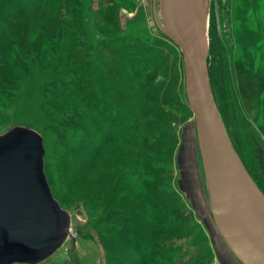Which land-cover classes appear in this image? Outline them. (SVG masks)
I'll return each mask as SVG.
<instances>
[{
	"label": "rangeland",
	"instance_id": "1",
	"mask_svg": "<svg viewBox=\"0 0 264 264\" xmlns=\"http://www.w3.org/2000/svg\"><path fill=\"white\" fill-rule=\"evenodd\" d=\"M11 2L16 9H0V134L22 126L41 136L51 194L70 217L67 239L40 264H108L113 257L131 264L137 254L122 251L115 227L122 216L114 204L126 196L141 202L135 216L157 229L146 264L159 256L165 264H217L209 237L220 235L182 57L156 27L153 0ZM205 4L215 94L229 104L228 133L264 193V0ZM103 95L114 104L107 113L92 105ZM75 117L78 127L70 124ZM107 137L113 142L98 146L97 158L81 161L87 169L68 177L63 151Z\"/></svg>",
	"mask_w": 264,
	"mask_h": 264
},
{
	"label": "water",
	"instance_id": "2",
	"mask_svg": "<svg viewBox=\"0 0 264 264\" xmlns=\"http://www.w3.org/2000/svg\"><path fill=\"white\" fill-rule=\"evenodd\" d=\"M155 1L156 27L182 57L216 229L240 264H264V195L241 162L212 94L201 0ZM43 156L36 131L16 126L0 134V264H40L69 235L70 217L51 194Z\"/></svg>",
	"mask_w": 264,
	"mask_h": 264
},
{
	"label": "trees",
	"instance_id": "3",
	"mask_svg": "<svg viewBox=\"0 0 264 264\" xmlns=\"http://www.w3.org/2000/svg\"><path fill=\"white\" fill-rule=\"evenodd\" d=\"M2 1H3V3L0 5V9H4L7 6H8L7 8H9V7L12 8V6L15 9L17 8V6H16L17 4L12 3L11 0H2ZM166 39L169 40L168 38H166ZM210 49H211V42H210ZM213 52L214 51L211 52V50H210L209 54H212ZM145 58H148V57H145ZM131 63H132V61H131ZM207 68H208V75H209V81H210V85H211L212 94H213V97L215 99L218 111H219L221 119L223 121V124H224V126L228 132L227 123L225 120L227 118V108L229 107V104L226 103L225 101H223V99H221L220 97L217 98V95L215 94V83H214V77H213L214 71H213V67H212L210 61H207ZM79 85H82V84H79ZM82 86L78 87L77 90L80 91ZM96 103L92 104V105L96 106L94 108H97V106H99L98 109L102 108V110L105 113H107L109 110V108H107L109 103L113 104V102L109 100L107 95H103V97L100 96L99 100ZM98 104H100V105H98ZM113 106H114V104H113ZM118 111H120V110H118ZM116 116H117V114H116ZM106 117L109 118V114ZM110 119H111V121H114V119L112 117H110ZM77 123L80 125V118L79 117H75L74 120L70 124L78 127L79 125ZM109 126L113 127L112 124H109ZM79 129H81V128L79 127ZM71 131H72L71 138L73 139V135H74L75 136L74 140H76L77 135H78L77 134L78 133L77 128H76V130H75V128H72ZM228 135H229V133H228ZM229 137H230V135H229ZM231 141H232V139H231ZM92 142H93V140L91 138H87L84 146L80 147V146H82V143L79 140V142H77L75 147H73L67 151H63V154L66 153V155L64 156V159L67 160L66 174L68 177L74 178V177H77L80 173L84 172L85 169H87V168L85 166H83V167L81 166V161L84 159L83 162H87V161L90 162L93 159L97 158V156L99 155L98 146H101L104 144H110L111 142H113V140L111 138L107 137V139H104V140L102 139L101 142H99V143L93 142L94 143L93 144ZM73 144H75V141L73 142ZM232 144H233L241 162L243 163L245 169L247 170L248 174L250 175L252 180L255 182V184L258 186V188L260 189L261 187L259 185V181L255 178V175H253L250 172L251 170L249 168H247L246 165L244 164V161L242 160V157L240 156L239 152L237 151V148L235 147L233 141H232ZM86 152H87V155H85ZM71 180H73V179H71ZM143 189H144V187H143ZM109 190H110L108 192L109 194L106 196V201H108L109 203L112 204V200L110 199L109 195L111 194V192H113V186L110 187ZM260 191H261V189H260ZM130 201H131V197L129 198L126 196L124 199H121L118 202V204H114L116 208L118 207L117 210L119 212V215L122 216L118 220V225L115 224V227L117 226L118 228L122 229L121 232L118 233L121 235L118 237L116 236L117 237L116 239H117V242H119L121 244V246L124 248L122 250L123 252L124 251H126V252L130 251L131 253L134 252L137 254V258L134 259L133 261H131V264H146L147 262L152 260L153 255L155 254V253H153V252H155V251H153V249H154V243L153 242L155 241L154 238L157 236V229L156 230L154 228L151 230L148 229L147 224L145 225L142 222V220H141L142 218H140V220H139V218L135 216V214L138 213L137 210H138V207L141 206V202H139V200H138L139 203H135L133 205L132 202H130ZM128 206L131 208V210H134L133 213H131V216H130V214H129V216H126V214L128 213L126 211L128 209L127 208ZM148 213H149V211H147L146 215H148ZM139 214L142 215V213H139ZM139 214H137V215H139ZM168 224H172V223H168ZM168 224H166L167 227H168ZM166 225H164V226H166ZM155 226H157V228L163 227L161 221L156 222L154 227ZM123 228L125 229V231H123ZM110 230H111V228L109 229V231ZM135 234H136V237L134 239L135 243H131L130 241H132V237ZM142 239H143V241L146 240V242L144 243L142 241ZM104 246H105L104 250L107 251L110 254V256H112L113 251H111L110 246L109 245H107V246L104 245ZM111 246H112V244H111ZM170 251L174 252L175 250L173 248H171ZM156 255H158V254H156ZM163 258L164 257L160 258V256H159V259L157 258L155 261L158 264H165ZM109 260L110 261H108V264H125L124 262H122V263L118 262L115 257H113Z\"/></svg>",
	"mask_w": 264,
	"mask_h": 264
},
{
	"label": "crops",
	"instance_id": "4",
	"mask_svg": "<svg viewBox=\"0 0 264 264\" xmlns=\"http://www.w3.org/2000/svg\"><path fill=\"white\" fill-rule=\"evenodd\" d=\"M194 212H195V209H194ZM214 237L212 238L209 237V244L211 247V253L213 255V258L216 260V263L217 264H240L229 252L224 242L222 241L221 237L218 236L219 238H216V239Z\"/></svg>",
	"mask_w": 264,
	"mask_h": 264
},
{
	"label": "bare ground",
	"instance_id": "5",
	"mask_svg": "<svg viewBox=\"0 0 264 264\" xmlns=\"http://www.w3.org/2000/svg\"><path fill=\"white\" fill-rule=\"evenodd\" d=\"M205 1L206 0H201L200 2V8H201V14H202V20H203V33H204V36H206V18H205V15H204V10H205ZM156 6H157V2L155 1L154 3ZM157 12H158V7H157ZM157 21L160 22V18H159V13H157V16H155ZM155 21V20H154Z\"/></svg>",
	"mask_w": 264,
	"mask_h": 264
}]
</instances>
